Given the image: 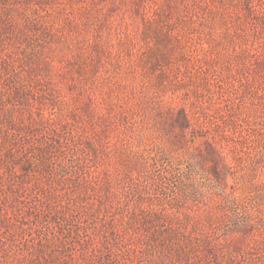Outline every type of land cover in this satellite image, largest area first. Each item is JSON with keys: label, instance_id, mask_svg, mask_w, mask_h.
Segmentation results:
<instances>
[{"label": "rangeland", "instance_id": "rangeland-1", "mask_svg": "<svg viewBox=\"0 0 264 264\" xmlns=\"http://www.w3.org/2000/svg\"><path fill=\"white\" fill-rule=\"evenodd\" d=\"M0 264H264V0H0Z\"/></svg>", "mask_w": 264, "mask_h": 264}]
</instances>
